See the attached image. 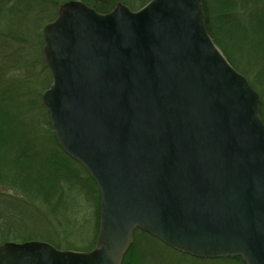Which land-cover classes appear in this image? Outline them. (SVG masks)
<instances>
[{
  "label": "water",
  "instance_id": "1",
  "mask_svg": "<svg viewBox=\"0 0 264 264\" xmlns=\"http://www.w3.org/2000/svg\"><path fill=\"white\" fill-rule=\"evenodd\" d=\"M42 95L62 151L94 181L89 252L0 245V264H122L136 231L196 259L264 264L260 98L209 36L200 0L81 1L44 26Z\"/></svg>",
  "mask_w": 264,
  "mask_h": 264
},
{
  "label": "trees",
  "instance_id": "2",
  "mask_svg": "<svg viewBox=\"0 0 264 264\" xmlns=\"http://www.w3.org/2000/svg\"><path fill=\"white\" fill-rule=\"evenodd\" d=\"M67 1L70 0H63V3ZM77 1L103 15L110 13L118 3L136 11L150 0ZM200 3L207 32L230 65L239 71L238 63L242 59L247 57L258 61L257 74L246 79L259 95V115L264 122V0H200ZM31 4L30 0H1L0 29L6 28L2 25L6 17L14 14L32 16ZM17 7H21L19 12H16ZM56 14L54 12L47 17V23L53 21ZM35 21L37 19L33 15ZM39 43L38 50L30 54L36 55L45 73L38 83V90L30 89L25 77L23 80L19 75L18 78L11 77L14 70L10 73L4 70L3 73L0 68V186L29 199L36 204V208L47 210L50 216L56 218L57 228H44L40 233H31L27 237L25 225L31 224L26 219L27 209L24 207L27 206L22 201L7 200L0 195V245L43 241L59 250L89 252L94 247L99 229L100 195L86 171L68 157L56 142L48 113L42 105V95L51 85V77L43 60L42 33ZM20 56H13L15 60L10 63L15 65L16 61L20 67L16 60ZM86 226H90L89 239L80 243L77 241L80 237L76 236ZM49 234L56 237H49ZM142 236L148 238L142 247L162 245L148 234L136 231L133 245L122 264H153L148 255L139 249L138 242ZM188 258L244 264L239 257L214 260Z\"/></svg>",
  "mask_w": 264,
  "mask_h": 264
},
{
  "label": "rangeland",
  "instance_id": "3",
  "mask_svg": "<svg viewBox=\"0 0 264 264\" xmlns=\"http://www.w3.org/2000/svg\"><path fill=\"white\" fill-rule=\"evenodd\" d=\"M30 2L32 3L31 6L33 5L32 13L34 12L33 15L36 17L37 21L33 22V15L20 16L19 14H14V16L6 17L2 23L6 28L4 27L0 29V68L3 73L4 70L8 73H10L11 70H14L11 77L18 78L19 75L22 80L25 77L29 82V88H32V90H38V83L44 78L45 73L39 65L36 55L31 56L30 54H32L31 52L38 50L40 46L39 35L42 33V29L48 21L47 17H50L54 12L58 11L63 4V0H30ZM20 10L21 7H17L16 12H19ZM18 54H21L20 58L16 59L18 60L20 67L17 66L16 61L14 62L15 65L10 63L11 60H15V58L12 57H15ZM257 62V60H250L247 57L242 59V61L238 63V72L245 76V78H253L259 70ZM0 195L4 196L7 200L16 199V201H22L28 207L22 206L27 209L25 211L26 219L31 222L28 226L25 225V227H27L25 231L27 237H30L31 233H40L44 228H57L56 218L50 216L47 210L39 209L38 207L36 208V204L24 196L21 197V195L17 194L15 191L4 186H0ZM32 220H34V222H32ZM89 233L90 226H86L85 229L76 236L80 237L77 241L85 243L89 239ZM92 235L95 237L94 234ZM11 237L13 236L11 235ZM49 237L56 236L49 234ZM93 237H91L92 239L90 243L93 242ZM146 239L148 241V238L145 236H142L139 239V249L141 252L148 255L153 264H230L209 260H193L188 258V256L185 257L165 246L160 241L159 242L165 247L160 244H153L152 247H142L145 246Z\"/></svg>",
  "mask_w": 264,
  "mask_h": 264
}]
</instances>
